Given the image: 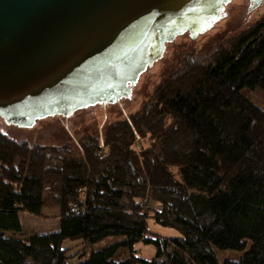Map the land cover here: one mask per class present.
I'll list each match as a JSON object with an SVG mask.
<instances>
[{
    "label": "trees",
    "instance_id": "1",
    "mask_svg": "<svg viewBox=\"0 0 264 264\" xmlns=\"http://www.w3.org/2000/svg\"><path fill=\"white\" fill-rule=\"evenodd\" d=\"M169 73L100 136L47 146L0 130V264H264V110L244 94L264 98V16ZM44 207L58 230L17 236L21 212ZM78 240L88 256L70 263ZM229 250L243 254L220 262Z\"/></svg>",
    "mask_w": 264,
    "mask_h": 264
},
{
    "label": "water",
    "instance_id": "2",
    "mask_svg": "<svg viewBox=\"0 0 264 264\" xmlns=\"http://www.w3.org/2000/svg\"><path fill=\"white\" fill-rule=\"evenodd\" d=\"M230 1L0 0V119L30 130L131 100L166 45L212 28Z\"/></svg>",
    "mask_w": 264,
    "mask_h": 264
},
{
    "label": "rangeland",
    "instance_id": "3",
    "mask_svg": "<svg viewBox=\"0 0 264 264\" xmlns=\"http://www.w3.org/2000/svg\"><path fill=\"white\" fill-rule=\"evenodd\" d=\"M253 5L254 3L251 0H231L224 6L223 13L225 16L221 20L214 22L212 28L194 38L190 37L189 33H185L167 44L163 57L155 62L152 67H149L148 73L147 69L140 76L135 85L136 87L131 92V100L127 99L123 102L117 100L116 103L106 104L105 106L95 105L94 107L78 111L71 117L56 116L41 119L30 130H24L14 125H5L3 120L0 119V130L16 141L26 140L30 143L47 146L78 141L85 133L100 136L103 134V129L107 124L139 111L149 100L150 95L159 86L160 82L179 63L184 54L193 51L198 55H205L218 43L234 36L263 17L264 0L261 1L256 9H252ZM258 93L253 90L244 91L248 99L264 110V98L259 95L261 92ZM58 217V210L51 207H44L42 218L21 212L20 220L23 228L17 236L29 238L34 234L55 233L59 227ZM148 229L151 233H156L166 238L178 236V232L154 224L152 220H148ZM64 249L68 251L67 256L72 257L69 260L70 263L76 262L83 256L85 257L89 252L85 244L80 240L65 243ZM135 253L144 259H151L156 252L151 246L137 244L135 245ZM242 254L243 252L229 250L218 252L217 256L218 260L223 262L224 260H234Z\"/></svg>",
    "mask_w": 264,
    "mask_h": 264
}]
</instances>
